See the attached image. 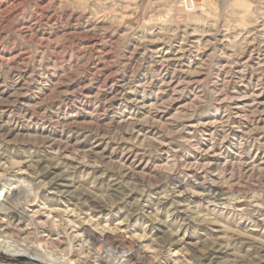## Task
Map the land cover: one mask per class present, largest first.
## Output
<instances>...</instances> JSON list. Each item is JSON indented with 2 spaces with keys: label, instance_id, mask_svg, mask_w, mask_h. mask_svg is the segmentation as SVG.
Masks as SVG:
<instances>
[{
  "label": "rangeland",
  "instance_id": "1",
  "mask_svg": "<svg viewBox=\"0 0 264 264\" xmlns=\"http://www.w3.org/2000/svg\"><path fill=\"white\" fill-rule=\"evenodd\" d=\"M18 177L20 239L84 264H264V0H0Z\"/></svg>",
  "mask_w": 264,
  "mask_h": 264
},
{
  "label": "bare ground",
  "instance_id": "2",
  "mask_svg": "<svg viewBox=\"0 0 264 264\" xmlns=\"http://www.w3.org/2000/svg\"><path fill=\"white\" fill-rule=\"evenodd\" d=\"M0 184L5 189H3L5 191L4 194L0 191V196L3 195L6 199V202L3 203L0 199V215L5 216V218L0 217V264H84L83 261L76 260L70 256L71 252L60 251L61 246L59 248H57L58 246L54 247L42 237H36L37 239L33 240H21L20 234L23 232L22 228H20L21 224H17L14 227L11 226V223L17 216L18 220L25 219L26 216L23 214L24 211H28L26 207L33 208L38 206L44 190L38 188L30 179H21L19 177L15 179L3 178ZM98 238L94 237L93 239L101 248V243L104 241ZM105 241H108L116 249L127 248L128 252H131L128 255L129 261L141 257L139 252L132 251L131 247H127L128 244L126 245L125 241L112 237L107 238ZM101 264L112 263H108V259L103 257Z\"/></svg>",
  "mask_w": 264,
  "mask_h": 264
},
{
  "label": "built area",
  "instance_id": "3",
  "mask_svg": "<svg viewBox=\"0 0 264 264\" xmlns=\"http://www.w3.org/2000/svg\"><path fill=\"white\" fill-rule=\"evenodd\" d=\"M186 3H188L189 5L194 4V0H186Z\"/></svg>",
  "mask_w": 264,
  "mask_h": 264
}]
</instances>
